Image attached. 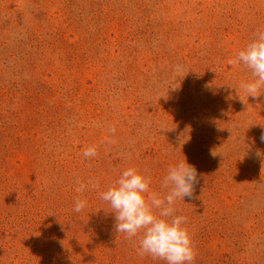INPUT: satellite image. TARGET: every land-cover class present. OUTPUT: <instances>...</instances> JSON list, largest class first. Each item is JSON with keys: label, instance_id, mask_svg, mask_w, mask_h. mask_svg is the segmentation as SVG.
I'll use <instances>...</instances> for the list:
<instances>
[{"label": "rangeland", "instance_id": "rangeland-1", "mask_svg": "<svg viewBox=\"0 0 264 264\" xmlns=\"http://www.w3.org/2000/svg\"><path fill=\"white\" fill-rule=\"evenodd\" d=\"M260 29L264 0H0V264H164L100 192L184 159L194 264H264V96L230 63Z\"/></svg>", "mask_w": 264, "mask_h": 264}, {"label": "clouds", "instance_id": "clouds-1", "mask_svg": "<svg viewBox=\"0 0 264 264\" xmlns=\"http://www.w3.org/2000/svg\"><path fill=\"white\" fill-rule=\"evenodd\" d=\"M234 66H242L251 73V79L242 81L247 98L258 100L264 96V29L257 30L252 40L230 60ZM237 92L239 89H236ZM244 103V98H239ZM260 141L264 143V130ZM85 158H95L97 147L83 150ZM212 155L216 153L213 151ZM261 153L258 151L257 156ZM152 179L148 170L135 167L124 169L118 178L104 191L100 199L106 202L114 216V231L125 238H138V254L163 261L164 264H194L197 256L187 224V217L176 215L177 201L195 197L199 184L196 168L186 159L171 165L161 181V189H151ZM80 184L76 191L83 192ZM87 206L86 200L77 198L73 211L79 213Z\"/></svg>", "mask_w": 264, "mask_h": 264}]
</instances>
